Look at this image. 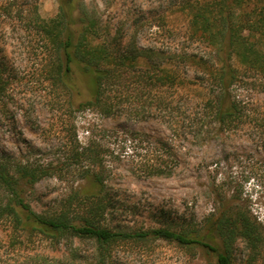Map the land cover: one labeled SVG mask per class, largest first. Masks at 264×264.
Segmentation results:
<instances>
[{"label":"rangeland","instance_id":"rangeland-1","mask_svg":"<svg viewBox=\"0 0 264 264\" xmlns=\"http://www.w3.org/2000/svg\"><path fill=\"white\" fill-rule=\"evenodd\" d=\"M186 1L80 0L106 31L109 42L119 47H155L167 53L163 60L175 54L174 69L187 78L195 76L197 69L184 63L178 53L186 48L207 54L210 48L202 41L193 44L188 40ZM59 6L60 0H0V60L6 67L0 89V156H22L50 169L49 175L27 188L26 202L43 214L52 215L69 204L72 215L81 214L84 204L76 192L86 185L87 156L78 152L87 147V121H95L105 127L130 126L144 148L141 156L126 155L116 161L117 178L111 187L117 193L116 213L106 224L134 231L158 228L173 220L176 225L188 222L202 229L205 218L220 204L217 196L222 195L233 208L249 212L264 227V125L251 123L228 142L198 148L185 136V129L171 126L168 119L150 110L151 95L136 79L140 76L137 68L115 86L126 96L125 106L135 109L134 115L106 119L87 107H77L69 89L50 81L44 65L50 53L37 28L40 20L54 18ZM195 88L199 95L206 92L204 86ZM151 91L168 94L167 88ZM142 94L144 98L139 99ZM252 94L257 115H264V81L257 83ZM155 131L162 132L164 142L179 156L173 161V175L150 178L140 171L141 162L148 159L143 156L145 149L153 147L150 134ZM189 144L195 147L193 152L186 151ZM186 152L192 158L183 162L180 158ZM218 159L220 167L215 165ZM97 248L89 239L56 240L37 233L14 241L7 224L0 221V264H97ZM112 253L115 264H208L205 250L164 240L122 241ZM248 256L245 243L238 240L235 264H242ZM255 264H264V248Z\"/></svg>","mask_w":264,"mask_h":264},{"label":"trees","instance_id":"trees-1","mask_svg":"<svg viewBox=\"0 0 264 264\" xmlns=\"http://www.w3.org/2000/svg\"><path fill=\"white\" fill-rule=\"evenodd\" d=\"M184 10L190 15L188 40L202 41L210 48L207 54L186 48L178 53L184 63L197 69L195 76L187 78L174 69L175 54L163 60L167 53L155 47H119L108 41L106 31L83 2L60 0L54 18L37 22L50 53L44 59L50 81L69 89L77 107L116 119L135 114V109L125 106L126 96L120 95L116 84L137 68L140 76L136 79L151 95L150 110L168 119L171 126L185 129V136L198 148L228 142L251 123L263 126L264 115H257L252 91L264 81V0H187ZM5 71L0 60V89ZM197 86H204L206 92L197 94ZM153 88H167L168 94H152ZM137 133L127 125L105 127L87 121V147L78 152L87 156L86 185L76 192L84 210L77 216L70 212L71 204L52 215L35 211L26 202V190L49 175V167H38L22 156L1 155L0 221L7 224L10 237L19 241L22 235L37 233L56 240H93L98 246L97 264H115L113 247L129 240L175 242L205 250L208 264H235V246L242 240L249 250L242 264H255L264 248V227L249 212L233 208L222 195L217 196L220 204L205 218L202 229L170 220L158 228L128 231L104 222L116 213L117 193L111 188L117 178L116 161L126 155L141 156L144 150ZM150 135L153 147L145 149L143 156L148 159L141 162V173L150 178L173 175V161L179 156L164 142L162 132ZM185 154V159L180 158L183 162L192 158L191 153ZM221 164L219 159L215 162L216 167Z\"/></svg>","mask_w":264,"mask_h":264}]
</instances>
